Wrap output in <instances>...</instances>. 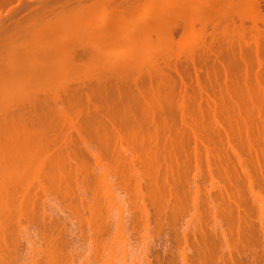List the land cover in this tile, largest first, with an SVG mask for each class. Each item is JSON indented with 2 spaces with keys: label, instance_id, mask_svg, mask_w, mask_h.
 Segmentation results:
<instances>
[{
  "label": "rangeland",
  "instance_id": "rangeland-1",
  "mask_svg": "<svg viewBox=\"0 0 264 264\" xmlns=\"http://www.w3.org/2000/svg\"><path fill=\"white\" fill-rule=\"evenodd\" d=\"M57 1L56 0H33V1L29 0L26 3V4H28L29 7L26 6L25 8L24 7L20 8L19 5L16 3V2H18V0L17 1L16 0H14V1L10 0V1H8V3H6V5H4L6 10H5L4 6L0 7L2 9V12L4 11L3 13L6 14V15H4L5 18H7V17L9 18V20L5 19L4 23H2L0 26V70H1L0 71V77L2 75V77H1L2 79H3V73H5L4 71L5 70L7 71V69L9 70L10 67H13L14 64H16L17 62H18L17 64H19L20 66H21V64H24L19 69L20 72H21V69L23 70V72H22L23 75L24 74L26 75L30 70H32L31 69V66H32L31 62H34V61H32V59H29V58L30 57L33 58L32 57L33 55L30 56V54H29L30 48L28 46H26L25 44H27V43L23 41L29 35V34L26 35V33H28L32 29V27L29 26L28 30L30 29V27H31V29L28 32H26L25 34L23 31L27 30L28 24L30 25V23H32V21L36 20V18H33L35 16V12L33 14V9H35L36 6L38 8V7H40L39 5H44V4L46 5L47 4L48 6L55 8L54 11L57 13L58 11H56V9L59 10V7H61V5H64L66 3L64 0H60L58 2ZM73 1L75 2V3H73V6L76 5V6H74L75 10H77L76 12H78V11L79 12L77 13L76 16H74L75 18H73L74 20L72 19L71 22L72 21H74L75 23L78 22L79 27H91L94 30L98 27V25L103 26V27L105 26L106 29L103 31L105 34H103V32L101 33V35H103V37H104V35L108 36V35H106L107 32L110 35L112 30L115 29L114 27H116V29L120 32V30L122 31L124 28H126L130 25V22H126V21L124 22L123 20L119 21V19L115 15L117 13H113L114 17H113V14L112 15L108 14L110 12V10L112 11L113 8L115 9L118 7L119 9H124L127 5L124 4L126 2L123 0H115L116 2L115 1L111 2L110 5H109L110 2H108L107 0H81L82 2L79 0L80 4H78L79 1L77 2V0H73ZM96 1H99L98 3H100L101 5L104 3L103 6H101L99 4H98L99 6H97V4L94 5L96 3ZM148 1L149 0H144L141 2V0H140L139 2H141V3H138V0H132V2H133L132 4H134V6H136V4L144 5V4H147ZM150 1H152V0H150ZM150 1H149V3H150ZM194 1L195 0L192 1L193 3L190 2L189 5H188V2L186 1V6L184 7V3H183L184 0H155V2H157L156 5H154L155 3L153 4L155 7L153 9L149 8L150 9L149 12H151L152 17L150 16L151 18H150V20H148L149 24H151L150 22H154V21L156 22V23H154V24H156L155 29L152 30V28L150 27L151 29L148 28L149 30L144 29L142 31L143 33H140L141 32L140 28H139L140 30L138 29L140 31V32L138 31V33H140V35L137 33L138 37H140V40H139L140 43L138 42V45H137L138 48L134 47L135 48V50H133L134 59L135 58H136V60L138 58L142 59L141 61H140V59H138L141 63L142 61H144V58H145V60L148 58L151 59V56H152V59L150 60V62L154 61L153 58L155 60L157 59L158 62H160L161 64H162V61H164V60L166 62H168V61L174 62L175 60L180 59L183 62L187 58V56H189L191 54V51L194 47L193 45H195L196 41L198 40L197 39V34H198L197 32L200 33V27H201L200 22L202 20L201 19L202 17L199 18L200 19L199 21L197 19H192V16H191L192 10L195 9V11H196V8H198L200 10V8H202L200 6H206L207 5L206 11H208L210 9L215 11L216 9L217 10L220 9L221 6L224 5L226 2V0H224V1L223 0H199V1L197 0V3L194 4ZM30 2H31V4H30ZM63 2H65V3L63 4ZM237 2H238V0H237ZM248 2L249 1L246 0L244 2V4L242 3V5L244 7H247ZM190 4H192L193 6L191 8H189L188 9L189 12H187L186 7H187V5L190 7ZM47 5H46V7H47ZM69 6H71V5H69ZM15 7L17 9L19 7V9L21 11L18 14H16L15 16L13 15L15 19L14 18L10 19V18H12V16H10L11 11H9V10L11 8L16 9ZM83 7H86V8H83ZM93 7L97 8V9L100 7L99 12L97 9H94ZM145 7L147 8L149 6L144 5V8ZM146 8L144 9V11L146 10ZM151 9H152V11H151ZM245 9L243 12L244 14H245ZM85 10H87V12ZM104 10H106L108 13ZM138 10L141 11L142 9L140 7H138ZM247 10L248 9H246V12H247ZM8 11H9V13H8ZM31 11H32V13L29 16V13ZM139 11H137V12L138 13L143 12V11H141V12H139ZM147 11H148V9H147ZM195 11H193V12H195ZM90 12H91V14H90ZM149 12L148 13L145 12V15H148ZM186 12L189 14L187 15ZM54 15H56V14H54V12H53V14L51 13V14H48L47 16L45 15L46 16L45 18L43 16L44 20L42 19V22H41V20H40V22L45 24V22L54 18L55 17ZM105 15H107V17ZM119 15L120 14H117V16H119ZM142 15L144 16V12L141 14V16ZM137 16H140V14L139 15L137 14ZM250 16H252V14ZM140 17H137V19ZM206 17H205V19H206ZM30 18L33 20L31 21ZM205 19L203 17V20H205ZM10 20H12V21H10ZM29 20H30V22H28ZM38 21L39 20H37V22ZM18 22H21V29H20V27H18V25H16V23H18ZM27 22H28V24H27ZM69 22H68V24H70ZM41 23H40V25H43ZM75 23H73V24L75 26L76 25L78 26V24L77 23L75 24ZM98 23H101V24L103 23L104 25L103 24L101 25ZM246 23H248V22H246ZM250 24H251V22L249 21L248 25H250ZM72 25L62 26L65 28L66 27H69V28L66 30L64 29V33H62L63 30L60 31L61 29L58 30L59 32L57 33V35H59V36L61 35L60 39H63V42H67V45H68V43L70 45L74 44V40L76 39L75 32L73 29L74 25L73 26ZM157 26H159V27L157 28ZM17 27L19 28L20 31L17 29ZM93 27H95V28H93ZM14 28L17 29L16 34H21L20 37L14 33V31H15ZM191 28L193 31L191 30ZM208 28H210V26ZM208 30L210 31L211 28ZM97 31L98 30L96 29V31H94V33L96 32V34H98ZM169 32L171 33L170 36H169ZM59 33H62V34H59ZM101 35L98 38H102ZM54 36L56 37V35L54 34L53 37H52V35H48V36H45L46 38L44 37L43 39H40V40L45 39L44 44H42V42L40 43L36 39V41H38V43L40 44L41 47H46L45 49L46 50L48 49L49 52L53 51V52H51V54L54 55L53 56L54 58L52 60H51V58H48V59L46 58L47 55H49V53L47 55L44 54V55H46V57L43 55V56H39V58H38L40 61L45 60L46 62H48V65L51 67H53V65L54 66L57 65L56 63H58V59L60 57H61L60 60H62L64 58L63 53L59 54V52L58 53L54 52V50L57 49L56 48L57 46L54 49V46H55L54 44L59 41V40L56 41L57 38H54ZM13 37H14V39L17 37L19 40H17V38H16L15 42H12ZM89 37L92 38L91 36H89ZM89 37H88V39H90ZM51 38H52V40H51ZM27 39L30 40L29 37H27ZM58 39H59V37H58ZM66 39H68V41ZM104 39H105V37H104ZM90 40H92V39H90ZM60 41H62V40H60ZM60 41H59V44H60ZM198 42H200V39L197 41V43ZM52 44H53V47L51 48ZM62 44H64V43H62ZM190 45H192V47ZM61 46L62 45L60 44L58 51L60 49H62ZM34 47H39V45L34 46ZM41 47H39L38 49H40ZM128 47L129 46L128 45L126 46L125 44H123L121 46H117V49H113L114 51L111 49L112 50L111 52L113 54L111 53L112 55H110V56H112V57H114V55L115 56H123V55L125 56L127 54V52L130 50ZM105 50L107 51L108 49H105ZM14 51H17V52L14 53ZM55 51H57V50H55ZM106 51H105V53H108V51H110V50H108L107 52ZM10 54H12V55H10ZM17 55H20V57L22 58L21 59L22 61L20 60L19 56L17 57ZM99 56L105 57L106 54H103V55L100 54ZM14 57L16 59L18 58L17 62H15L16 59H14ZM23 57L25 58V60ZM48 57H51V56H48ZM27 59H29V60H27ZM12 60L13 61L15 60L14 64H13ZM36 61H38V60H36ZM50 62H52V63L49 64ZM10 63H12L13 66L8 65ZM28 63L30 64V66H29L30 70L28 68L26 69V67H25V66H27ZM82 63H84V61ZM82 63H81V65H82ZM147 63H148V61H147ZM84 64H85L84 66H80V70L78 68V70L76 72L78 74L75 73L76 69H73V70L71 69L72 72L71 71L70 72L72 73V75L70 72H68L69 73L68 77L71 78V76L75 77L77 75L81 76L83 73H84L83 74L84 76L90 75V73L91 72L93 73L94 70L96 69V67H95L96 65L93 66L92 64L88 63L87 61H85ZM23 67H25L26 70H24ZM91 67H93L94 70ZM62 69L63 68L58 69V71L61 70V73L59 71L60 76H61V74L63 75V72H64V69L63 70ZM97 69H99V68L97 67ZM81 70L83 73L81 72ZM171 72H172V75L177 79L176 73H173V71H171ZM183 73L185 74V72H183ZM239 73L233 74V76H231V78H233V77L236 78L237 74L240 77L241 75H239ZM261 74H263V77H262V75L259 74L260 78L262 77L261 78L262 80L261 79L260 80L264 82V79H263L264 73L262 72ZM19 75L22 77H20ZM23 75L21 73L18 74V78L23 79L24 78ZM259 75L257 74V78H255L257 80V82L259 80L258 79ZM253 76L255 77V75H253ZM74 77H72V78H74ZM188 77H190L189 78L190 81H189V79H186V81L188 83H190V85L191 84L193 85V83H195L193 80L194 76L193 75L192 76L186 75V78H188ZM239 77H237V78L239 79ZM219 78L221 79L220 75H219ZM2 79L0 80V84L5 85V87L6 86L9 87V85H10V86L16 88L18 86V88H16V89L19 90L20 86L17 85V84H19L18 81L16 82L17 86L15 87V80H17L15 77H12V78L7 77V78H5V82ZM222 79H224L223 76H222ZM222 79L220 80V82L222 81ZM232 80H234V78ZM244 80H245V78H244ZM260 80H259V82H261ZM192 81H193V83H192ZM237 81L241 82V80H237ZM253 81H254V79H253ZM23 82L20 84L22 90L25 89L23 84H25V86H26V82H24V83ZM230 82H232V81L230 80ZM230 82H229V84H230ZM235 82L232 84L235 85L236 84ZM242 82H243V79H242ZM242 82L240 83V86L238 85V82H237V85L235 87L232 86V84H231V86L229 85L227 87L226 84H224L225 82L222 81L221 83H223L226 87L225 86L219 87V85L217 86V84H216V86H214L216 92L214 91V89L212 90V88H208V92L205 94L206 96L203 95V92H202V91L206 92V89L199 91L198 87H196L195 85H193L191 88H189L190 87L189 86L188 87L189 88L188 94H190L189 91H191V94H190V96L188 95V102H186V105H188V106L185 105L187 108L182 110V111H185V113H187L188 117L186 119H183V117L181 116L182 112L180 111L181 109L179 108V102L181 100V98H180V89H181L180 84L178 82L176 84H174L173 86H172L173 83L170 84L169 86L166 84L165 88L161 87L160 91H162V92H160V94H163V96H165V98H166L165 104L167 107V108L166 107L165 108L167 109V111L169 110L168 111L169 113L171 112L172 114H168V118H167L168 121L166 119L167 123L170 122L168 125L165 123L166 126H164V122L161 123L162 120L160 121L159 125L162 124L163 128L164 127L167 128V126H169L168 127L169 129L165 128L163 130L162 126H160V129H159L160 131H159L158 135L155 136L154 133H152V132H154L153 130H155V129H153L154 127L150 126L152 124L151 121L146 120L144 118L145 117L144 114H142L139 111V112H137V115L139 114L140 115V116L138 115L139 117H141L143 115L142 116L143 118L142 117L141 118L137 117V118H138V120H140L139 122L141 123V121H142V123L144 125L141 123V126H137V130H135V131L137 132V131L141 130L142 128L146 131H143V129H142L140 131V134H126V137L128 136L127 139L123 140L121 143L116 142V141L115 142L111 141L112 138L110 141H107V143L105 142L106 144H108V142H110L109 144L111 146H109V145L107 146L108 151L106 150V147L103 146V148H105V150L109 154L108 156L107 155H105V156H107V157L110 156L109 159L106 158L105 156L102 157V161H103L102 165L103 166L102 165L97 166L94 159L91 156H88L87 154H85V156L86 155L88 156V160L86 159V162L88 161L87 165H88V167L91 166L90 168L86 167V168H88V170L86 168H85L86 171L84 170L86 172L85 174L89 173L88 176H86L88 178L83 177V176H85V174L83 175V172L74 171L75 169H73L72 171H74V173L76 172L78 175L73 174V173H69L72 176L69 174H68V176L70 177L69 178L70 182L74 183V185L76 184L75 181L78 180V182H77L78 184L75 185V186H77L76 187L77 192H76V190L75 191L73 190V189H75V186H72L73 184L70 185V187L73 188L72 191H70L71 194L73 191H74V193L76 192L75 194L73 193L72 196L74 195L73 196L74 198H75V195L78 196L77 197L78 199H76V200L80 201L79 199H80L81 195L79 194L80 191L78 192V187H81V185L79 183H81V184L83 183L82 187L84 185L86 186L84 192H85V194L87 193L86 195H84L86 197L85 203L89 204V203L93 202L94 204L93 203L92 204L94 206V209L96 208L95 210L93 209V211L97 212L100 210L98 216L95 215V214H97L96 212H93V218H94V215L96 218L98 217V219H99V215H100V217L103 216L102 218H100L101 222L97 221L98 219L96 220L94 218L98 223H101L100 224L101 226L103 225L101 227V229H103V230H100V231H102V232H100L101 235H98L99 233H97L98 240H96L97 239L96 235L93 238V242H94V240H96L95 245H93V243H90L92 240L90 239L91 230L89 229V227L87 225L88 223H86L85 221H79L80 218H82V217L89 218L91 216L90 213H88L89 210L87 212L88 214L86 213V210H85L84 211L85 215L83 213L82 217L77 216V214H75L74 210L76 208L81 209V206L79 204L80 202L75 201L72 196H71V198H72V201H71V199L69 198V195H71V194L66 196L67 200L65 199L64 194L62 195L64 197H61L60 194H62V192H61L62 190L58 189V187H56L58 185H55V183H53V182H56L55 181L56 178H58V180H60V182L66 181V179L65 180L59 179V175L57 176L58 167H54L55 164H53V163H52L53 166L51 165V162H53V160H55L54 163H56V159H58L61 156V155H59L61 153L59 152V150L56 151L54 149V151H53L52 146H49L51 150L46 149V148H48L47 142H49V138L51 139L53 137L54 140H56V142L58 140V142H57L58 144H61L59 142L61 140L57 139V137H60L61 135H64V134L65 135L66 134L72 135L73 134L72 136L76 137L75 128H70L67 124H60L59 123L57 125V128H55V130H54L55 132H53V130H51V132H48L44 136L40 137L39 135H33L32 129L30 127L29 128L31 129V132H30L31 134H29L30 129L23 130L24 128L21 127V126H23V124L20 125V123L19 124L10 123V120H11L10 115H12V112H10L8 110L7 111L4 110V112L6 111L7 114H2V115L0 112V122H1L0 123V131H1L0 132V148H1L0 149V155H1L0 156V184L2 185V186H0V192H1L0 193V215H1L0 216V222L4 219L3 218L4 214H5V216L8 215V212H9L8 209L9 208L11 209L10 211H13L10 213H12V214L14 213V215L11 214L13 220L10 223H12V224L10 226L7 225L3 229L2 232L0 231L1 232L0 242L2 243V244L0 243V245H2V246L6 245L5 247L0 246V253H1L0 254V258H1L0 264H11V263L12 264H48V263L49 264H111V263L112 264H239V263L240 264H264V221H263L264 216L263 217L261 216V213H262L261 212V205L264 204V203H262L264 201V179H263L264 178V174H263L264 173V167H263L264 166V153H263L264 152V145H263L264 144V141H263L264 140V95H263L264 84L261 82L263 86L261 85L258 87L254 85L255 86L254 90H253V87L251 89V91L254 92V93H252L251 91L247 90V88L244 87L243 84L245 81L243 83ZM257 82L255 83L256 85L259 83V82L258 83ZM36 83L38 84L39 81H37ZM44 85L45 84H43V86ZM39 86H42V83H39ZM162 86H165V83ZM1 87H2V85H0V88ZM5 87L3 86L2 89H0V91H2L4 93L6 89H3V88H5ZM12 87H9L7 89L11 90V91H15V89ZM218 87L222 88V89H219ZM10 88H12L13 90ZM166 88H168V89H166ZM226 88L228 90H226ZM224 89L226 90V93H225ZM235 89H237V90H235ZM167 90L170 91L169 94L167 93L168 92ZM17 91H15V92L17 93ZM192 91H193V93H192ZM196 91L197 92L199 91V93H196ZM229 92H230V94H229ZM3 93L0 92V94L2 95V96L1 95L0 96L3 97V95H4L6 98L4 97V99H3L0 97V101H1L0 106H2L1 108H3V105L5 104L3 102L7 101V103H8V101H10V103H8L10 105L13 101L16 100V99L12 100L14 97L12 98L10 96V98H9L8 94H5V93L3 94ZM166 93L170 96H168ZM207 94L208 95L210 94L211 96L209 95L210 99L208 98L206 100V98H204L203 96L207 97ZM221 94H223V95H221ZM250 95H252V96H250ZM153 96H156V95L153 94ZM7 97L9 100L7 99ZM168 97L169 98L171 97V98L169 99ZM211 97H213V98H211ZM2 99H3V101H2ZM208 100H210L211 102H209ZM206 101H208L209 103ZM253 102H254V104H253ZM1 103L3 105H1ZM4 106H6V104ZM0 111H3V110L0 109ZM4 115L6 117L5 119H7V121L9 122L7 124L8 125L10 124L9 125L10 127L8 125L6 126V124L3 122L4 120L2 121V118H4ZM170 115H172V116H170ZM239 115L241 116V118H239L240 117ZM8 118L10 120H8ZM143 119L145 121H143ZM242 119H244V120H242ZM145 122L147 124L149 123V125H147ZM237 123H239V124H237ZM251 124L255 127V129ZM172 125H173V127H172ZM147 127H149L150 129H153L152 132ZM190 127H191V129H190ZM224 127H226V128H224ZM21 128H23V129H21ZM170 128H172V129H170ZM215 128H217V129H215ZM238 128H239V130H238ZM70 129H71V131H70ZM124 130H126V131L128 130L127 131L128 133L133 132L130 127H126ZM161 130H163V131L161 132ZM165 130H166V132H165ZM257 130H258V132H257ZM12 131H13V133H10ZM147 131H148V133H147ZM191 131L192 132L194 131V132L192 133ZM259 131H263V132L260 133ZM240 132L241 133L243 132V134L246 135V137L244 135H242ZM137 133H139V132H137ZM144 133H146V134H144ZM201 133L203 136L201 135ZM92 134H93V132L90 133V135H92ZM240 134H241V136H240ZM253 134H254V137H253ZM129 135H131V136H129ZM198 135H199V137H197ZM238 136H239V138H238ZM155 137H157V139H155ZM209 138H211V139H209ZM246 138H248V139H246ZM2 139H4V140H2ZM108 139H109V137H108ZM145 140H146V142H145ZM204 140H206L207 142ZM149 141L151 142V144H149L150 143ZM168 141H170V142L168 143ZM96 142L98 143V141L95 140V143L93 145H95V147H97V148H99L98 146H100V148H101V144L98 145ZM172 142H174V143H172ZM202 142H204V143L202 144ZM105 143H104V139H103V145ZM42 145H43V148H41ZM3 146H5V147H3ZM171 147H173V149ZM42 150H45L43 154H42ZM101 150L103 151V149H101ZM208 150H209V152H208ZM50 151H52L53 157L56 156V155H54L56 153L58 154L59 157L58 158L52 157V161H51V158H50L51 156L49 155ZM104 153H105V151H104ZM104 153L102 152V155ZM223 153H225V156ZM105 154H107V153H105ZM150 154H152V155H150ZM42 155L44 156V158ZM118 155H120V158H118L119 157ZM121 155H122V157H121ZM47 156L49 158H47ZM135 157H136V159L133 160V158H135ZM41 158H42V160L45 161V163H44V161L41 160ZM153 158H156L154 161L155 165H153L154 164ZM223 159H225V160H223ZM39 160H40V162H39ZM118 160H120V161H118ZM167 160H168V162H167ZM125 161H126V163H125ZM132 161H134V162H132ZM241 161H242V164H241ZM30 162L33 164H31ZM89 162H90V164H89ZM152 162H153V164H152ZM207 162H208V164L210 163L209 168H207L208 167ZM252 162H253V164H252ZM48 163L51 166V167L49 166V168H48V165H49ZM167 163L169 164V166ZM23 164L25 165V167H23L24 166ZM40 164H41V166H40ZM43 164L44 165L46 164L44 171H43V169H44ZM170 165H171V168H170ZM64 167H65V164H64ZM251 167H252V169H251ZM253 167H255L256 169H254ZM4 168L5 169L7 168L6 169V175L4 173L5 172ZM65 168H67V166ZM93 168H94V170H93ZM243 168L246 171H248L249 176L248 175L246 176L245 170ZM41 169H42V171H40ZM210 169H211V171H210ZM128 170L130 173L128 172ZM153 170H154V172H153ZM1 171L2 172L4 171V172L2 173ZM12 171H14V172H12ZM28 171H30L32 173H30V172L28 173ZM87 171H89V172H87ZM47 172H50V173H47ZM251 172H252V175H251ZM53 173L57 177H54L52 179L53 176L51 175L52 176L51 177L49 174H53ZM48 175L51 177L50 181H49L50 178L48 179V177H49ZM74 175L76 177H74V179L72 180ZM79 175H80V177H79ZM211 175H213L214 179ZM77 176L81 180H79L77 178ZM106 176H107V178H106ZM121 176H123V178ZM83 178H85V179H83ZM47 179H48V181H47ZM67 180H68V178H67ZM182 181H183V183H182ZM70 182H69V184H70ZM222 182H223V184H222ZM49 183L50 184L52 183V185H50ZM57 183H58V181H57ZM251 183H252V186L250 185ZM5 184H6V186H5ZM48 184L52 187L53 190L50 189L51 187ZM17 185H19V187ZM39 185H40V187H39ZM225 185H227L228 187ZM44 186H47V188L50 187L48 189L45 187L48 191L50 189V191L47 192L45 189L44 192H46V193H44L43 192ZM87 186H89V187H87ZM139 187L141 188V190ZM229 187H231V188H229ZM56 188H57V190H55ZM87 188H88V190H87ZM92 188H93V190H92ZM12 189H14V190H12ZM23 189L24 190L25 189L30 190V191H28L29 197L26 194H25L26 196H24L25 191ZM195 189H196V192H195ZM228 189L230 190L229 194L230 193L233 194V195L229 196L230 197L229 199L233 200L234 203L237 202L236 205H238V206H236V205L234 206V203H232L233 201L228 199V192H227ZM17 190H18V193H16ZM10 191H12V192H10ZM161 191H163V192H161ZM8 192H10V193H8ZM234 192H237V195ZM22 194L24 196V199H26V197H28L29 199L28 198H27V200L22 199L21 198V197H23ZM31 194L34 195L35 198H37V199H35V198L33 199V197L31 198L30 197V196H32ZM152 194L155 195V197ZM255 194H258V195L256 196ZM9 195L12 197H10ZM13 196H14V198H13ZM232 196H235V198ZM5 197H6V200H5ZM89 197H92V199L91 198L89 199ZM63 198L65 200H63ZM260 198L263 199V201L261 202L262 204L258 201V199L260 200ZM30 199L31 200L32 199L37 200V202L32 201V202H34V205H33L34 209L33 208L32 209L35 211H33V214L30 215L31 218L29 216L30 219H28L27 216L32 212L28 211L30 213L27 215L25 214V213H28L25 211V209L28 208L26 206L25 201H27V204L31 203L29 201ZM68 199H69V201H71L70 202L72 204L71 209L73 210V212H71L72 210L70 211V208L66 210V208L68 207L66 205L69 203ZM87 199H88V201H87ZM160 199H162V200H160ZM12 200H14L15 202ZM94 200H96V205H97V207L100 208L99 210L95 206ZM224 201L225 202L227 201L226 202L227 206H226V203ZM24 202H25V204H24ZM97 202H98V204H97ZM240 202H242V203H240ZM19 203H20V206L23 207L22 210H24L25 216H22V217H24V220L22 219V217H21L22 220L19 219L20 215L18 216L19 213H17V211H19V209H21V207L19 209L15 207V206L18 207ZM36 203H37V205H36ZM65 203H67V204H65ZM76 203L79 204V205L77 204L78 207H77ZM10 204H12V205H10ZM71 204H70V206H71ZM229 204L231 207L228 206ZM7 205H8V207H7ZM9 206H12V207H9ZM242 206H244V207H242ZM246 206H248V207H246ZM73 207H75V209ZM16 209H17V211H16ZM14 210L16 212H14ZM48 210H49V213H48ZM101 210H104V212ZM1 212L3 215L1 214ZM5 212H7V213H5ZM63 212H65V213H63ZM68 214H70V215H68ZM86 214H87V216H86ZM230 214H232V215H230ZM88 215H89V217H88ZM245 219L247 222H245ZM16 220H17V223H15ZM81 220H83V219H81ZM6 221L8 222V220H6ZM89 221H94V220H89ZM228 221H230V222H228ZM94 222H92V223H94ZM97 222H95V223L97 224ZM60 224H62V225H60ZM5 225H6V223H5ZM51 225H53L52 226L53 229L51 228ZM100 225H93V226H98L100 229ZM82 226H83V230L81 232L80 229H82ZM98 227H96V228L98 229ZM8 228H9V230H8ZM93 229H95V228L93 227ZM99 229H98V232H99ZM232 230L234 231V233ZM41 231H42V233H41ZM42 234H44L45 236L47 235V237L52 236V238H53V236H54L55 239L56 238L59 239V245H58V243H56V245L55 244L51 245L50 243L52 241H50L49 242L50 247H49V244L47 243L49 241V238H48V241L46 240L47 238L45 239V241H47V242H45L47 244H45L44 239H43V238H45V236L42 238V236H43ZM71 235H73V236H71ZM207 235H208V239L210 242L207 239ZM10 236H12V237H10ZM37 237H38V239H37ZM81 237H83V238H81ZM201 237H203V239ZM204 237H206V238H204ZM6 239H7L8 243L6 242ZM57 239H56V241L58 242ZM2 240H3V242H2ZM50 240H51V237H50ZM44 244H45V246H44ZM47 245L50 249H52V246L55 245V247H53V248L54 249L58 248L57 250L59 251V252H57V256H55L56 254H54V253H53L54 255L52 254L53 255L52 261L49 258V255H51L50 252H48V253L46 252V251H50L49 248H47L49 250H47L45 248ZM57 245H58V247H56ZM210 245H211V247H210ZM212 250H214L215 252L214 251L212 252ZM56 251H55V253H56ZM230 252H231V254H230ZM53 257H55L54 260H53ZM10 258H12V259H10ZM185 260H186V263H185Z\"/></svg>",
  "mask_w": 264,
  "mask_h": 264
},
{
  "label": "bare ground",
  "instance_id": "bare-ground-1",
  "mask_svg": "<svg viewBox=\"0 0 264 264\" xmlns=\"http://www.w3.org/2000/svg\"><path fill=\"white\" fill-rule=\"evenodd\" d=\"M8 1L10 0H0V7L6 5V3H8ZM14 1V0H13ZM17 1V0H16ZM27 1L29 0H18V2H16L19 7H29L27 3ZM33 1V0H32ZM57 1V0H56ZM60 1V0H58ZM57 1V2H58ZM65 2H63L64 5H61V7H59V10L56 9V11H58L57 13L54 11L55 8H52L50 6H48L47 4V7L46 5H39L40 7L33 9V14L35 12V16L33 18H36L35 21H32L33 19H31L32 23H30V25L28 24V22H30V20L27 22V30L26 31H23L24 34L26 32H28L31 27L32 29L26 33V35H28L27 37L30 38L27 39V37L25 38V40H23L24 42H26L27 44H25L26 46H28L30 48L29 50V54L30 56H32L33 58H30L29 59H32V61L34 62H31L32 63V66H31V69L30 70V64L28 63L26 67V69L28 68L30 71V73L28 72L26 75L24 74L23 75V70L21 69V72L19 71L20 67H22V65L24 64H21V66L19 64H17V59L14 57V59H16L15 62H17L16 64H14V61H13V64L14 66L12 65V63L8 64V65H12L13 67H10V69L7 71L5 70L3 73V79L0 77V80L2 79L4 82H5V78L7 77H15L17 80H15V87L17 85H19V90L16 89L18 88V86L16 88L12 87L9 85V87H12L15 89V91H17V93L15 91H11V90H8L7 88L9 87H5V85L3 84H0L2 85V87L4 86L5 88L3 89H6L5 90V94H8L9 98L10 96L13 98L12 100L16 99L15 101H13L10 105L8 103H10V101H7L6 102H3L6 104V106H4L2 103L1 105H3V108H1L2 106H0V109L3 110V111H0L1 112V115L2 114H7V110L12 112V115H10V118L11 120L8 118V120H10V123H15V124H19L23 126V130H27V129H32V133L33 135H39L40 137L41 136H44L45 134H47L48 132H51V130H53V132H55V128H57V125L60 123V124H67L70 128H75V132H76V137H73L72 135H68V134H64V135H61L60 137H57V139H60L61 141H59L61 144H58V140L56 142V140H54V138L52 137L51 139L49 138V142L48 143V148L46 149H50L49 146H52L53 147V151L54 149L56 151L59 150V152L61 154L60 157L58 156V154H54L56 156L54 157H59L58 159H56V163L55 160L52 161V151L49 152V155L51 156V165L52 163L55 164L54 167H58V173H57V176L59 175V179L61 180H65L64 182H60V180H58V178H56V182H53L55 183V185H58L56 187H58V189L62 190V194L61 197H64L65 196V199H66V196H68L69 194H71L70 191H72L73 188L70 187V185L72 186H75L76 184H78V180H76V184L74 185V183H71L70 180H69V176L68 174L69 173H73V174H77L76 172L74 173V171H77V172H83V175L86 173V169L88 170V168H90L91 166L88 167L87 165V162H86V159L88 160V156H91L95 163L97 164V166L99 165H102V157L105 156V155H109L108 154V145L111 146L107 141H110L111 138L112 140L111 141H116V142H122L123 140H126L127 137H126V134H140V131L143 129H140L139 133H137L135 130H137V126H141V123L139 122L140 120H138L137 117H139L137 115V112H141L142 114H144V118L146 120H149L151 121V127H154L153 129H150V131L152 132V130L154 132V135L157 136L158 133H159V129H160V126H162L163 128V125H159L160 124V121L162 120L161 123L164 122V126L165 123L168 125L170 122H166V119L168 118V114H172L171 112L169 113L167 111V107H166V104H165V96H163V94H160V91L161 90V87H166V84L169 86L170 84H172V86L174 84H176L177 82L180 84V102H179V108L181 109L180 111L182 112L181 116L183 117V119H186L188 116H187V113H185V111H182L183 109L187 108L186 106V102H188V95L190 96L191 94V91L190 94H188V89L191 88L193 85H195L196 87H198L199 91H202L203 89L205 90L206 89V92L205 91H202L203 92V95H205L207 92H208V88H212V90L214 89L215 91V88L214 86H217L219 85V87L221 86H225L224 84H226V86L228 87L229 85L231 86L232 83H234L235 81V85L232 84V86H236L237 85V82H238V85L240 86V83L242 82V79H243V82H244V87L247 88V90L251 91L252 87H253V90H254V87L255 86H261L262 83L264 84L263 81H261L262 77H263V74H261L262 72L264 73V0H248V5L247 7H244L242 5V3L244 4V2L246 0H226L225 4L221 6L220 9H216L215 11L210 9L208 11H206V6H200L202 8H200V10L198 8H196V11L195 9L192 10V19H197L198 21L200 20L199 18L202 17L201 19V27H200V33L197 32V39L199 40L200 39V42L195 43V45H193V49L191 51V54L189 56H187V58L182 62L180 59L178 60H175L174 62H166L165 60L162 61V64L160 62H158V60L154 59V61H151L150 60L152 59V56H151V59H146L144 58V61H142L140 63V61L142 59H140V61L136 58L134 59V52L133 50H135V48L137 47L138 48V42L140 43V37H138V34L140 35V33H143L142 31L144 29H155V25L154 23H156L155 21L154 22H150L151 24H149L148 20H150V18L152 17L151 16V12H149V8H154L156 5L157 2H155V0L153 1H148L147 4H144L145 6H149V7H145L146 10L144 11V5H139V4H136V6H134V4H132V0H123L125 1L127 6L124 8V9H119L118 7L117 8H113L112 11L110 10V12L108 13L109 15H112L113 13H117V14H120L119 16L116 15V17L120 20H123L124 22H130V25L126 28H124L122 31L120 30V32L116 29V27H114L115 29L112 30L111 34L109 35V33L107 32L106 35L108 36H105V39L103 37V35H101V33L106 29L105 26H99L96 28L98 31V34H96V32L94 33V31H96V29H92L91 27H79V24L78 22H76L78 24V26L74 25L73 23H75L74 21L71 22V20L73 18H75L74 16L77 15V13L79 12H76L77 10H75L74 5L73 6V3H75L73 0H64ZM79 0H77L78 2ZM81 1V0H80ZM80 1L78 2V4H80ZM109 3V5L111 4V2H114L115 0H107ZM140 0H138V3H141L142 1L144 0H141V2H139ZM186 1L188 2V5L189 3H193L192 1L193 0H184V7L186 6ZM199 1V0H198ZM224 1V0H223ZM236 1V2H235ZM82 2V1H81ZM99 1H96V3L94 5L97 4V6L101 5L100 3H98ZM116 2V1H115ZM118 2V1H117ZM155 3V4H154ZM197 3V0L194 1V4ZM224 3V2H223ZM31 4V2H30ZM59 4V3H58ZM61 4V3H60ZM77 4V3H76ZM99 4V5H98ZM104 4V3H103ZM103 4L101 6H103ZM154 4V5H153ZM17 5V6H18ZM57 5V4H56ZM71 5V6H69ZM117 5V4H116ZM139 5V6H138ZM164 5V4H163ZM187 5V12H189V8H191L193 5L190 4V7ZM16 6V7H17ZM44 8H43V7ZM140 7L144 12V16L141 14L143 13H138L137 11L138 10V7ZM8 7V6H7ZM15 7V8H16ZM16 8V9H13V8H9L11 11L10 13V16H12V18L10 19H13L14 16L16 14H18L21 10ZM72 7V8H71ZM143 7V8H142ZM169 7V6H168ZM236 7V8H235ZM5 8V6H4ZM83 8H86V7H83ZM94 8V7H93ZM100 8V7H99ZM99 8H94V9H97L98 12H99ZM247 12H246V9ZM1 9V8H0ZM90 9V8H89ZM106 9V8H105ZM117 9V10H116ZM119 9V10H118ZM148 9V11H147ZM151 9V11H152ZM244 9H245V14L243 13L244 12ZM6 10V8H5ZM103 10V9H102ZM185 10V9H184ZM8 11V13H9ZM87 12V10H85ZM139 11V12H141ZM195 11V12H193ZM4 12V11H3ZM2 12V9L0 10V26L2 23H4L5 19H8L9 18H5L4 14ZM56 14L54 15L55 17L50 19L49 21L45 22V24L41 23L42 22V19L44 20V18L48 15V14ZM84 12V11H83ZM82 12V13H83ZM85 12V13H86ZM145 12H149L148 15H145ZM186 14L188 15L189 13ZM28 13V12H27ZM32 11L29 13V16L31 15ZM106 13V14H107ZM140 16H137V14ZM250 13V14H249ZM91 14V12H90ZM252 14V16H250ZM14 15V16H13ZM46 15V16H45ZM9 16V17H10ZM44 16V18H43ZM107 17V15H105ZM151 16V17H150ZM207 16V17H206ZM113 17H114V14H113ZM137 17H140L137 19ZM197 17V18H196ZM203 17L205 20H203ZM83 18V17H82ZM86 18V17H85ZM15 19V18H14ZM37 20H39L37 22ZM41 20V22H40ZM74 20V19H73ZM12 21V20H10ZM70 21V22H69ZM80 21V20H79ZM195 21V20H194ZM249 21L251 22L250 25H248ZM43 24V25H40V23ZM67 22V23H66ZM68 22L70 24H68ZM248 22V23H246ZM7 23V22H6ZM65 23V24H64ZM75 26H73L72 24ZM75 23V24H76ZM153 23V24H152ZM98 24H101V23H98ZM103 24V23H102ZM101 24V25H102ZM16 25H18V27H20L21 29V22H18L16 23ZM20 25V26H19ZM68 26V25H72L73 26V29H74V32H75V37H76V41L74 40V44L70 45L68 43L67 45V42H63V39H60V36L57 35V33L59 32L58 30L62 31V33H64V29H68L69 27H62V26ZM104 25V24H103ZM30 27V29L28 30V28ZM210 26L211 30L209 31L208 28ZM7 27V26H6ZM9 27V26H8ZM17 27V29L19 30V28ZM71 27V26H70ZM96 27V26H95ZM93 27V28H95ZM151 27V28H150ZM159 26H157L158 28ZM63 28V29H62ZM141 29V32L139 31ZM149 28V29H148ZM17 29L14 28V33L16 34L17 33ZM139 29V30H138ZM192 30V28H191ZM20 31V30H19ZM18 31V32H19ZM138 31L140 33H138ZM146 31V30H145ZM193 31V30H192ZM100 32V33H99ZM22 33V32H21ZM62 33H59V34H62ZM73 33V32H72ZM94 33V34H93ZM138 33V34H137ZM151 33V32H150ZM56 35V37L54 36V38H57L56 41H60V44L62 45L61 48L59 51V47H60V44H59V41L58 42H54L53 44L55 45L54 46V49L55 47L57 49V51H55L54 49V52H59V54L63 53V59L60 60V58L58 59V63H56L57 65H53V67L49 66L48 65V62H45L42 60L40 61L38 58L39 56H43L44 54H48L47 57L46 55H44L47 59L48 58H51V60L54 58L53 54H51V52L48 51V49L46 50L45 48L46 47H41L40 44L38 43V41L42 44H44V40H40V39H43L45 36H48V35ZM103 34H105L103 32ZM18 35L19 37L21 36V34H16ZM15 35V36H16ZM99 35V36H98ZM100 35L102 36V38H98L100 37ZM171 35V33L169 32V36ZM17 36V37H18ZM25 36V35H24ZM59 39H58V37ZM89 36H91L92 38H90ZM16 37V38H17ZM50 37V36H49ZM88 37L90 39H88ZM172 37V36H171ZM15 38V39H16ZM46 38V37H45ZM66 38V37H65ZM68 38V37H67ZM74 38V37H73ZM94 38V39H93ZM139 38V39H138ZM148 38V37H147ZM150 38V37H149ZM15 39L13 37V41L12 42H15ZM24 39V38H23ZM36 39L38 41H36ZM17 40H19L17 38ZM27 40V41H26ZM52 40V38H51ZM54 40V39H53ZM68 41V39H66ZM65 40V41H66ZM30 41V42H29ZM37 42V43H36ZM64 44H62V43ZM46 43V42H45ZM13 44V43H12ZM34 44V45H33ZM53 44L51 46V48L53 47ZM58 44V45H57ZM125 44L126 46L128 45L129 47V51L127 52V54L124 56H115L112 57L110 55H112L113 53L111 52L113 49H117V46H121ZM20 45V44H19ZM39 45V47H41L40 49H38L39 47H34V46H37ZM14 46V45H13ZM17 46V45H16ZM45 46V45H44ZM192 47V45H190ZM22 47V46H21ZM27 47V48H28ZM116 47V48H115ZM135 47V48H134ZM190 47V48H191ZM108 49L110 51H108V53H105V51L103 49ZM112 49V50H111ZM103 50V51H102ZM18 51V50H17ZM17 51H14L17 52ZM61 51V52H60ZM102 51V52H101ZM106 51V52H107ZM114 51V50H113ZM10 52V51H9ZM112 53V54H111ZM51 54V55H50ZM100 54H106V56L102 57V56H99ZM12 55V54H10ZM16 55V54H15ZM28 55V54H27ZM20 57V55H17V57ZM48 56H51V57H48ZM62 56V55H61ZM35 57V58H34ZM44 57V58H45ZM24 58V57H23ZM43 58V57H42ZM156 58V57H155ZM22 58L20 57V60ZM27 59V60H29ZM19 60V61H20ZM25 60V58H24ZM38 60V61H36ZM22 61V60H21ZM40 61V62H39ZM48 61V60H47ZM55 61V60H54ZM84 61H87L88 63L92 64L93 66L96 65V69L97 67L99 69H95L93 67V70L94 72L90 75H83V73L81 76L80 75H77V76H71L72 75V70L73 69H76L75 70V73L77 72L78 68L80 70V66H84L85 64L82 63ZM148 61V63H147ZM28 62V61H27ZM26 62V63H27ZM164 62V63H163ZM7 63V62H6ZM20 63V62H19ZM22 63V62H21ZM52 62H50L49 64H51ZM82 63V65H81ZM150 63V64H149ZM91 66V65H90ZM8 67V66H7ZM25 67H23L24 70ZM64 69V72H63V75L61 74V76L59 75V71L61 73V70L58 71V69H61V68ZM5 68V67H4ZM90 68V69H91ZM62 69V70H63ZM72 69V70H71ZM82 69V68H81ZM183 71H182V70ZM1 71V70H0ZM71 71V72H70ZM173 73H176V77L177 79L172 75V72ZM241 71V72H240ZM255 71V72H254ZM25 72V71H24ZM71 73V78L68 77L69 73ZM185 72V74L183 73ZM240 72V73H239ZM243 72V73H242ZM22 74L23 75V79L22 78H18V74ZM26 73V72H25ZM74 73V74H75ZM236 73H239V75H241L240 77L238 76L237 74V77H239V79L236 77H233L234 80H232L233 78H231V76H233V74H236ZM2 74V73H1ZM78 74V73H76ZM223 74V75H222ZM255 75V77L253 75ZM257 74L259 75H262V77L260 78V75L258 76V79L262 82H257V80L255 78H257ZM175 75V74H174ZM185 75V76H184ZM186 75L187 76H194V82L192 81L193 85L190 83H188L186 81V79H189L190 77L186 78ZM219 75L221 76V79H222V76L224 77V79H222V81H224L225 83H221L220 82V78H219ZM244 75V76H243ZM20 76V75H19ZM235 76V75H234ZM243 76V77H242ZM22 77V76H20ZM62 77V78H61ZM74 77V78H72ZM242 77V78H241ZM231 78V79H230ZM245 78V80H244ZM192 79V78H191ZM219 79V80H218ZM236 79V80H235ZM254 79V81H253ZM264 79V78H263ZM230 80L232 82H230ZM237 80H241V82L237 81ZM2 81V82H3ZM18 81L19 84H17L16 82ZM26 82V86L25 84L24 85V88L22 90L21 88V83L22 82ZM39 81V83H42V86H39V83L37 84L36 82ZM190 81V79H189ZM23 82V83H24ZM230 82V84H229ZM242 82V83H243ZM258 83L257 85L255 83ZM165 83V86H162L163 84ZM17 84V85H16ZM43 84H45L43 86ZM189 84V85H188ZM221 84V85H220ZM255 85V86H254ZM167 86V87H168ZM190 86V87H189ZM225 86V87H226ZM263 86V85H262ZM2 87L0 89H2ZM189 87V88H188ZM218 87V88H219ZM10 88V89H12ZM237 88V87H236ZM262 88V87H261ZM168 89V88H166ZM170 89V88H169ZM173 89V88H172ZM219 89H222V88H219ZM232 89V88H231ZM234 89V88H233ZM263 89V88H262ZM261 89V90H262ZM8 90V91H7ZM13 90V89H12ZM164 90V89H163ZM225 90V89H224ZM226 90H228L226 88ZM226 90H225V93H226ZM230 90V89H229ZM237 90V89H235ZM246 90V91H247ZM258 90V89H257ZM168 91V90H167ZM199 91L196 93H199ZM211 91V90H210ZM209 91V92H210ZM234 91V90H233ZM259 91V90H258ZM1 93H3L2 91H0ZM201 92V93H202ZM216 92V91H215ZM235 92V91H234ZM245 92V91H244ZM252 92V91H251ZM263 92V91H262ZM3 93V94H4ZM168 94L170 93V91L167 92ZM166 93V94H167ZM193 93V91H192ZM200 93V94H201ZM221 93V92H220ZM223 93V92H222ZM246 93V92H245ZM254 93V92H252ZM257 93V92H256ZM255 93V94H256ZM153 94H155L156 96H153ZM167 94V95H168ZM230 94V92H229ZM1 95V94H0ZM158 95V96H157ZM210 95V94H209ZM209 95L207 94V97L203 96L204 98H206V100L209 98ZM223 95V94H221ZM257 95V94H256ZM264 95V93H263ZM2 96V95H1ZM0 96V97H1ZM170 96V95H168ZM202 96V95H201ZM211 96V95H210ZM214 96V95H213ZM252 96V95H250ZM260 96V95H259ZM262 96V95H261ZM4 95L3 98L4 99ZM7 97V99H8ZM18 99H17V98ZM6 98V97H5ZM169 98V97H168ZM171 98V97H170ZM169 98V99H170ZM213 98V97H211ZM2 99V101H3ZM156 99V100H155ZM168 99V100H169ZM186 99V100H185ZM210 99V98H209ZM254 99V98H253ZM9 100V99H8ZM185 100V101H184ZM216 100V99H215ZM249 100V99H248ZM252 100V99H251ZM209 102H211L210 100H208ZM206 101V102H208ZM253 101V100H252ZM1 102V101H0ZM169 102V101H168ZM208 102V103H209ZM261 103V102H260ZM254 104V102H253ZM186 105V106H185ZM258 105V104H257ZM262 105V104H261ZM260 105V106H261ZM170 106V105H169ZM166 107V108H165ZM178 107V106H177ZM178 108V109H179ZM253 109V108H252ZM4 110H6L4 112ZM187 110V109H186ZM259 110V109H258ZM171 111V110H170ZM4 112V113H3ZM187 112V111H186ZM252 113V112H251ZM141 114V115H142ZM137 115V116H136ZM256 115V114H255ZM143 116V115H142ZM141 116V117H142ZM172 116V115H170ZM240 116V115H239ZM248 116V115H247ZM139 117V118H141ZM246 117V116H245ZM5 115H4V118H2V121L6 124V126L8 125L7 123H9L7 121V119H5ZM143 118V117H142ZM173 118V117H172ZM212 118V117H211ZM241 118V116L239 117ZM249 118V117H248ZM253 118V117H252ZM260 118V117H259ZM244 120V119H242ZM259 120V119H258ZM6 121V122H5ZM143 121H145L143 119ZM168 121V119H167ZM173 121V120H172ZM216 121V120H215ZM240 121V120H239ZM147 122V121H146ZM145 122V123H146ZM174 122V121H173ZM245 122V121H244ZM261 122V121H260ZM1 123V122H0ZM172 123V122H171ZM176 123V122H175ZM189 123V122H188ZM241 123V122H240ZM143 124V123H142ZM147 124V123H146ZM174 124V123H173ZM212 124V123H211ZM239 124V123H237ZM243 124V123H242ZM10 125V124H9ZM8 125V126H9ZM19 125V126H20ZM66 125V126H67ZM144 125V124H143ZM149 125V123L147 124ZM154 125V126H153ZM202 125V124H201ZM213 125V124H212ZM252 125V124H251ZM259 125V124H258ZM136 126V127H135ZM245 126V125H244ZM250 126V125H249ZM253 126V125H252ZM10 127V126H9ZM30 127V128H29ZM65 127V126H64ZM126 127H130L132 129L133 132L131 133H128L126 130H124ZM169 126L164 127L163 130L166 128V129H169L168 128ZM173 127V125H172ZM175 127V126H174ZM213 127V126H212ZM254 127V126H253ZM3 128V127H2ZM138 128V129H139ZM145 128V127H144ZM188 128V127H187ZM226 128V127H224ZM251 128V127H250ZM31 129L29 130V134H31ZM66 129V128H65ZM129 129V128H128ZM146 129V128H145ZM148 129V130H149ZM172 129V128H170ZM191 129V127H190ZM214 129V128H213ZM217 129V128H215ZM255 129V127H254ZM258 129V128H257ZM263 129V128H262ZM6 130V129H5ZM14 130V129H13ZM19 130V129H18ZM67 130V129H66ZM161 130V132L163 131ZM175 130V129H174ZM239 130V128H238ZM237 130V131H238ZM252 130V129H251ZM71 131V129H70ZM69 131V132H70ZM130 131V130H129ZM143 131H146L143 129ZM1 132V131H0ZM24 132V131H23ZM52 132V133H53ZM67 132V131H66ZM93 132L92 135H90V133ZM166 132V130H165ZM192 132V131H191ZM194 132V131H193ZM192 132V133H193ZM216 132V131H215ZM219 132V131H218ZM239 132V131H238ZM244 132V131H243ZM243 132L241 133L242 135ZM258 132V130H257ZM260 133L263 132V131H259ZM10 133H13L10 132ZM25 133V132H24ZM148 133V131H147ZM191 133V134H192ZM200 133V132H199ZM251 133V132H250ZM254 133V132H253ZM256 133V132H255ZM5 134V133H4ZM54 134V133H53ZM52 134V135H53ZM60 134V133H59ZM146 134V133H144ZM226 134V133H225ZM224 134V135H225ZM240 134V136H241ZM2 135V134H1ZM161 135V134H160ZM196 135V134H195ZM202 135V133H201ZM200 135V136H201ZM239 135V134H238ZM25 136V135H24ZM54 136V135H53ZM131 136V135H129ZM149 136V135H148ZM147 136V137H148ZM203 136V135H202ZM246 137V135H244ZM252 136V135H251ZM109 137V139H108ZM134 137V136H133ZM168 137V136H167ZM173 137V136H172ZM199 137V135L197 136ZM230 137V136H229ZM236 137V136H235ZM243 137V136H242ZM241 137V138H242ZM248 137V136H247ZM253 137H254V134H253ZM35 138V137H34ZM139 138V137H138ZM146 138V137H145ZM206 138V137H205ZM223 138V137H222ZM239 138V136H238ZM103 139H104V145H103ZM147 139V138H146ZM153 139V138H152ZM151 139V140H152ZM155 139H157V137H155ZM154 139V140H155ZM160 139V138H159ZM202 139V138H201ZM211 139V138H209ZM248 139V138H246ZM254 139V138H253ZM256 139V138H255ZM4 140V139H2ZM13 140V139H12ZM95 140L98 141V145L101 144V148L100 146H98L99 148L95 147V145H93L95 143ZM143 140V139H142ZM148 140V139H147ZM150 140V141H151ZM177 140V139H176ZM175 140V141H176ZM203 140V139H202ZM201 140V141H202ZM219 140V139H218ZM242 140V139H241ZM149 141V142H150ZM157 141V140H156ZM174 141V142H175ZM200 141V142H201ZM206 141V140H204ZM264 141V140H263ZM6 142V141H5ZM102 142V143H101ZM137 142V141H136ZM146 142V140H145ZM170 141H168L169 143ZM172 142V143H174ZM197 142V141H196ZM207 142V141H206ZM205 142V143H206ZM248 142V141H247ZM252 142V141H251ZM21 143V142H20ZM50 143V144H49ZM204 142H202L203 144ZM209 143V142H208ZM232 143V142H231ZM6 144V143H5ZM10 144V143H9ZM151 144V142L149 143ZM153 144V143H152ZM201 144V143H200ZM201 144V145H202ZM244 144V143H243ZM242 144V145H243ZM2 145V144H1ZM138 145V144H137ZM146 145V144H145ZM205 145V144H204ZM208 145V144H207ZM212 145V144H211ZM250 145V144H249ZM264 145V144H263ZM6 146V145H5ZM3 146V147H5ZM103 146L106 147V150L105 148H103ZM232 146V145H231ZM137 147V146H136ZM249 147V146H248ZM17 148V147H16ZM43 148V145L42 147ZM148 148V147H147ZM156 148V147H155ZM173 149V147H171ZM234 148V147H233ZM250 148V147H249ZM1 149V148H0ZM3 149V148H2ZM6 149V148H5ZM45 149V148H44ZM103 149V151L101 150ZM51 150V149H50ZM224 150V149H223ZM7 151V150H6ZM45 150H42V154L44 153ZM47 151V150H46ZM49 151V150H48ZM107 153L105 154L104 153ZM142 151V150H141ZM153 151V150H152ZM174 151V150H173ZM241 151V150H240ZM244 151V150H243ZM38 152V151H37ZM102 152L104 153L102 155ZM121 152V151H120ZM206 152V151H205ZM209 152V150H208ZM227 152V151H226ZM253 152V151H252ZM251 152V153H252ZM10 153V152H9ZM51 153V154H50ZM119 153V152H118ZM229 153V152H228ZM237 153V152H236ZM264 153V152H263ZM85 154H87L85 156ZM122 154V153H121ZM154 154V153H153ZM170 154V153H169ZM214 154V153H213ZM224 156H225V153H223ZM123 155V154H122ZM121 155V157H122ZM149 155V154H148ZM152 155V154H150ZM197 155V154H196ZM236 155V154H235ZM1 156V155H0ZM14 156V155H13ZM40 156V155H39ZM43 156V155H42ZM41 156V157H42ZM85 156V157H84ZM105 156L106 158H110ZM120 158V155H118ZM134 156V155H133ZM174 156V155H173ZM204 156V155H203ZM222 156V155H221ZM242 156V155H241ZM250 156V155H249ZM46 157V156H45ZM53 157V158H54ZM87 157V158H86ZM104 157V158H105ZM257 157V156H256ZM25 158V157H24ZM44 158V156H43ZM47 158H49L47 156ZM46 158V159H47ZM105 158V159H106ZM173 158V157H172ZM171 158V159H172ZM209 158V157H208ZM216 158V157H215ZM237 158V157H236ZM104 159V160H105ZM123 159V158H122ZM136 159L133 158V160ZM154 159V160H153ZM153 162L155 161L156 158H153ZM175 159V158H174ZM173 159V160H174ZM42 160V158H41ZM48 160V159H47ZM50 160V159H49ZM172 160V161H173ZM197 160V159H196ZM225 160V159H223ZM255 160V159H254ZM44 161V160H42ZM109 161V160H108ZM120 161V160H118ZM122 161V160H121ZM171 161V162H172ZM198 161V160H197ZM13 162V161H12ZM27 162V161H26ZM40 162V160H39ZM47 162V161H46ZM123 162V161H122ZM121 162V163H122ZM134 162V161H132ZM152 162V164H153ZM157 162V161H156ZM166 162V161H165ZM168 162V160H167ZM175 162V161H174ZM179 162V161H178ZM177 162V163H178ZM209 162V161H208ZM207 162V164H208ZM224 162V161H223ZM249 162V161H248ZM255 162V161H254ZM261 162V161H260ZM20 163V162H19ZM31 163V162H30ZM29 163V164H30ZM45 163V161H44ZM120 163V164H121ZM126 163V161H125ZM33 164V163H31ZM49 164V163H48ZM64 164H65V167L67 166V168L64 167ZM90 164V162H89ZM158 164V163H157ZM160 164V163H159ZM168 164V163H167ZM198 164V163H197ZM210 164V163H209ZM208 164V167L209 166ZM241 164H242V161H241ZM253 164V162H252ZM8 165V164H7ZM24 165V164H23ZM22 165V166H23ZM46 165V164H45ZM45 165L43 164V171L45 170ZM155 165V162L154 164ZM204 165V164H203ZM258 165V164H257ZM263 165V164H262ZM4 166V165H3ZM41 166V164H40ZM50 164L48 165V168H49ZM53 166V165H52ZM103 166V165H102ZM169 166V164H168ZM173 166V165H172ZM243 166V165H242ZM245 166V165H244ZM6 167V166H5ZM8 167V166H7ZM25 167V165L23 166ZM36 167V166H35ZM51 167V166H50ZM88 167V168H86ZM158 167V166H157ZM156 167V168H157ZM264 167V166H263ZM86 168V169H85ZM101 168V167H100ZM123 168V167H122ZM126 168V167H125ZM149 168V167H148ZM170 168H171V165H170ZM169 168V169H170ZM245 168V167H244ZM243 168V169H244ZM254 169H256L255 167H253ZM5 169V168H4ZM7 169V168H6ZM6 169H5V175H6ZM13 169V168H12ZM21 169V168H20ZM23 169V168H22ZM73 169H75L74 171H72ZM120 169V168H119ZM252 169V167H251ZM18 170V169H17ZM24 170V169H23ZM85 170V171H84ZM94 170V168H93ZM92 170V171H93ZM101 170V169H100ZM126 170V169H125ZM151 170V169H150ZM171 170V169H170ZM245 170V169H244ZM260 170V169H259ZM19 171V170H18ZM42 171V169L40 170ZM90 171V170H89ZM87 171V172H89ZM115 171V170H114ZM120 171V170H119ZM211 171V169H210ZM226 171V170H225ZM258 171V170H257ZM2 172V171H1ZM2 172V173H3ZM14 172V171H12ZM30 171H28L29 173ZM129 172V170H128ZM154 172V170H153ZM172 172V171H171ZM227 172V171H226ZM8 173V172H7ZM32 173V172H30ZM40 173V172H39ZM47 173H50V172H47ZM52 173V172H51ZM130 173V172H129ZM148 173V172H147ZM220 173V172H219ZM259 173V172H258ZM81 174V173H80ZM89 173L85 174V178H88L86 176H88ZM110 174V173H109ZM118 174V173H117ZM139 174V173H138ZM145 174V173H144ZM149 174V173H148ZM227 174V173H226ZM225 174V175H226ZM245 174L246 176L248 175L249 176V173L248 171L245 170ZM262 174V173H261ZM264 174V173H263ZM3 175V174H2ZM46 175V174H45ZM52 179L54 177H57L54 173L53 174H49ZM48 175V176H49ZM55 175V176H54ZM71 175V174H69ZM78 175V174H77ZM157 175V174H156ZM228 175V174H227ZM251 175H252V172H251ZM27 176V175H26ZM48 177L49 181L51 180V177ZM72 176V175H71ZM92 176V175H91ZM126 176V175H125ZM178 176V175H177ZM213 177V175H211ZM222 176V175H221ZM74 177H76L75 175L73 176L72 180L74 179ZM80 177V175H79ZM79 177L77 176V178L79 179ZM123 178V176H121ZM242 177V176H241ZM257 177V176H256ZM68 178V180H67ZM83 178V179H85ZM100 178V177H99ZM107 178V176H106ZM243 178V177H242ZM248 178V177H247ZM251 178V177H250ZM47 179V181H48ZM214 179V177H213ZM249 179V178H248ZM257 179V178H256ZM264 179V178H263ZM43 180V179H42ZM81 180V179H79ZM100 180V179H99ZM254 180V179H253ZM3 181V180H2ZM58 181V183H57ZM158 181V180H157ZM180 181V180H179ZM251 181V180H250ZM44 182V181H43ZM42 182V183H43ZM46 182V181H45ZM60 182V183H59ZM70 182V184H69ZM83 182V181H82ZM110 182V181H109ZM195 182V181H194ZM213 182V181H212ZM216 182V181H215ZM248 182V181H247ZM3 183V182H2ZM41 183V182H40ZM57 183V184H56ZM125 183V182H124ZM183 183V181H182ZM50 184V183H49ZM48 184V185H49ZM81 185V187H78V192L79 194L81 195L80 197V201L76 200L78 199L75 195V198L72 196V194L74 193V191L77 189L75 186V189H73L74 191L72 192L71 195H69V198L71 199L72 201V198L71 196L74 198L75 201L77 202H80V206H81V209H75V207H73L75 210V214H77V216H80L82 217L83 216V213L84 211L86 210V213H90V217L88 215L89 218H80L79 221H85L86 223H88V227L89 229L91 230V234H90V239L92 240L90 243H93V245L96 244V240H98V235H101L100 230H103L101 229V226L100 224L101 223H98L97 221L101 222L100 218V215H99V219L98 217L96 218V216H98L99 214V207H97L96 205V200L95 201V206L98 208L99 211H93L94 209V206L92 203H85L86 202V197L84 195L85 194V188L86 186L82 187V184L79 183ZM110 184V183H109ZM117 184V183H116ZM123 184V183H122ZM133 184V183H132ZM158 184V183H157ZM177 184V183H176ZM215 184V183H214ZM223 184V182H222ZM262 184V183H261ZM33 185V184H32ZM52 185V183L50 184ZM49 185V186H50ZM54 185V184H53ZM103 185V184H102ZM152 185V184H151ZM184 185V184H183ZM242 185V184H241ZM249 185V184H248ZM252 186V183L250 184ZM256 185V184H255ZM0 186H2L0 184ZM6 186V184H5ZM13 186V185H12ZM19 187V185H17ZM79 186V185H78ZM90 186V185H89ZM87 186V187H89ZM112 186V185H111ZM118 186V185H117ZM138 186V185H137ZM155 186V185H154ZM157 186V185H156ZM160 186V185H159ZM158 186V187H159ZM222 186V185H221ZM224 186V185H223ZM227 186V185H225ZM240 186V185H239ZM250 186V187H251ZM40 187V185H39ZM43 187V186H42ZM47 188V186H44L43 188V192L44 190ZM51 187V186H50ZM48 187V188H50ZM101 187V186H100ZM134 187V186H133ZM153 187V186H152ZM184 187V186H183ZM220 187V186H219ZM228 187V186H227ZM8 188V187H7ZM47 188V189H48ZM108 188V187H107ZM140 188V187H139ZM181 188V187H180ZM231 188V187H229ZM252 188V187H251ZM250 188V189H251ZM16 189V188H15ZM21 189V188H20ZM27 189V188H26ZM24 190L25 193H24V196H28L29 197V192L30 190ZM29 189V188H28ZM46 189L47 192L50 191V189H52V187L49 189V191ZM91 189V188H90ZM159 189V188H158ZM222 189V188H221ZM9 190V189H8ZM14 190V189H12ZM53 190V189H52ZM57 190V188L55 189ZM59 190V191H60ZM88 190V188H87ZM86 190V191H87ZM93 190V188H92ZM103 190V189H102ZM141 190V188H140ZM199 190V189H198ZM2 191V190H1ZM21 191V190H20ZM221 191V190H220ZM224 191V190H223ZM229 189H228V199L230 198L229 196L233 195L232 193L229 194ZM234 191V190H233ZM251 191V190H250ZM249 191V192H250ZM7 192V191H6ZM12 192V191H10ZM8 192V193H10ZM41 192V191H40ZM42 192V193H43ZM77 192V190H76ZM75 192V193H76ZM88 192V191H87ZM152 192V191H151ZM163 192V191H161ZM195 192H196V189H195ZM218 192V191H217ZM232 192V191H231ZM240 192V191H239ZM1 193V192H0ZM18 193V190L17 192ZM32 193V192H31ZM34 193V192H33ZM46 193V192H44ZM58 193V192H57ZM60 193V192H59ZM74 193V194H75ZM115 193V192H114ZM138 193V192H137ZM156 193V192H155ZM185 193V192H184ZM236 193L237 195V192H234ZM251 193V192H250ZM26 194V195H25ZM35 194V193H34ZM64 194V196H62ZM78 194V195H79ZM83 194V195H82ZM32 195V194H31ZM153 195V194H152ZM166 195V194H165ZM223 195V194H222ZM235 195V194H234ZM256 196L258 194H255ZM6 196V195H5ZM10 196V195H9ZM23 196V194H22ZM24 196L21 197L22 199H24ZM115 196V195H114ZM155 197V195H153ZM157 196V195H156ZM219 196V195H218ZM221 196V195H220ZM253 196V195H252ZM3 197V196H2ZM12 197V196H10ZM24 199V200H27V198ZM31 198L33 197V199L35 198L34 195L30 196ZM199 197V196H198ZM235 198V196H232ZM239 197V196H238ZM8 198V197H7ZM14 198V196H13ZM50 198V197H49ZM88 198V197H87ZM92 199V197H89V199ZM227 198V197H226ZM29 199V198H28ZM29 200L31 203H28L27 204V201L26 202V206L28 208L25 209L26 212L28 213H25L26 215L29 214L27 216L28 219L31 218V214H33V205H34V202L37 200ZM37 199V198H35ZM39 199V198H38ZM62 199V198H61ZM63 198V200H65ZM96 199V198H95ZM238 199V198H237ZM236 199V200H237ZM240 199V198H239ZM242 199V198H241ZM5 200H6V197H5ZM9 200V199H8ZM23 200V201H24ZM67 200V199H66ZM162 200V199H160ZM198 200V199H197ZM223 200V199H222ZM231 200V199H229ZM228 200V201H229ZM14 201V200H12ZM28 201V202H29ZM34 201V202H32ZM58 201V200H57ZM69 201V199H68ZM71 201H69V205L67 203L66 206H68L66 208L69 209L70 208V211L72 210L71 207H72V204L70 203ZM88 201V199H87ZM194 201V200H193ZM233 201V200H231ZM230 201V202H231ZM258 201L261 203L263 201L262 198H260V200L258 199ZM15 202V201H14ZM24 202V204H25ZM40 202V201H39ZM90 202V201H89ZM100 202V201H99ZM184 202V201H183ZM225 202V201H224ZM227 202V201H226ZM225 202V203H226ZM258 202V203H259ZM153 203V202H152ZM163 203V202H162ZM234 203V201L232 202ZM237 202L234 203V206L236 205ZM242 203V202H240ZM264 203V201L262 202ZM261 203V204H262ZM13 204V203H12ZM10 204V205H12ZM71 204V206H70ZM78 203H76L77 205ZM78 204V205H79ZM88 204V205H87ZM98 204V202H97ZM103 204V203H102ZM231 204V203H230ZM230 204L228 206H230ZM9 205V204H8ZM7 205V207H8ZM22 205V204H21ZM37 205V203H36ZM61 205V204H60ZM64 205V204H63ZM75 205V206H76ZM77 205V207H78ZM154 205V204H153ZM209 205V204H208ZM241 205V204H240ZM239 205V206H240ZM243 205V204H242ZM79 206V207H80ZM93 206V207H92ZM161 206V205H160ZM226 206H227V203H226ZM238 206V205H236ZM9 207H12V206H9ZM16 208H20V203L18 204V207L15 206ZM35 207V206H34ZM63 207V206H62ZM231 207V206H230ZM244 207V206H242ZM241 207V208H242ZM248 207V206H246ZM23 207H21V209H19V211H17L18 216H19V219H21L22 216H25L24 214V210H22ZM33 208V209H32ZM36 208V207H35ZM145 208V207H144ZM228 208V207H227ZM239 208V207H238ZM14 209V208H13ZM29 209V210H28ZM96 209V208H95ZM94 209V210H95ZM225 209V208H224ZM2 210V209H1ZM7 210V209H6ZM5 210V211H6ZM11 209L9 208L8 209V215L5 216L4 214V219L0 222V231L2 232L3 229L7 226V225H11L12 223H10L13 218H12V215H14V213H10V212H13V211H10ZM65 210V209H64ZM105 210V209H104ZM104 210H101L104 212ZM241 210V209H240ZM14 210V212H16ZM51 211V210H50ZM143 211V210H142ZM207 211V210H206ZM205 211V212H206ZM215 211V210H214ZM227 211V210H226ZM5 212V213H7ZM68 212V211H67ZM73 212V210L71 211ZM93 212H96L97 214L94 215V218L97 220H95L93 218ZM144 212V211H143ZM146 212V211H145ZM243 212V211H242ZM248 212V211H247ZM251 212V211H250ZM261 216L263 217L264 216V204L261 205ZM36 213V212H35ZM34 213V214H35ZM38 213V212H37ZM48 213H49V210H48ZM65 213V212H63ZM87 213V214H88ZM148 213V212H147ZM226 213V212H225ZM2 214V212H1ZM12 214V215H11ZM42 214V213H41ZM81 214V215H80ZM86 214V216H87ZM123 214V213H122ZM145 214V213H144ZM242 214V213H241ZM3 215V214H2ZM61 215V214H60ZM66 215V214H65ZM70 215V214H68ZM72 215V214H71ZM85 215V213H84ZM232 215V214H230ZM229 215V216H230ZM243 215V214H242ZM1 216V215H0ZM30 216V218H29ZM33 216V215H32ZM48 216V215H47ZM85 216V217H86ZM248 216V215H247ZM251 216V215H250ZM15 217V216H14ZM120 217V216H119ZM7 218V219H6ZM42 218V217H41ZM51 218V217H50ZM54 218V217H53ZM52 218V219H53ZM56 218V217H55ZM62 218V217H61ZM121 218V217H120ZM124 218V217H123ZM243 218V217H242ZM264 218V217H263ZM262 218V219H263ZM22 219L24 220V217H22ZM21 219V220H22ZM27 219V220H28ZM57 219V218H56ZM63 219V218H62ZM78 219V218H77ZM83 219V220H81ZM8 220V222L6 221ZM15 220V219H14ZM40 220V219H39ZM89 220H94L95 222H97V224L94 222V221H89ZM230 220V219H229ZM233 220V219H232ZM53 221V220H52ZM122 221V220H121ZM147 221V220H146ZM250 221V220H249ZM264 221V220H263ZM90 222V223H89ZM94 222V223H92ZM230 222V221H228ZM232 222V221H231ZM245 222L246 219H245ZM6 223V225H5ZM10 223V224H9ZM17 223V220L16 222ZM26 223V222H25ZM28 223V222H27ZM46 223V222H45ZM44 223V224H45ZM39 224V223H38ZM66 224V223H65ZM79 224V223H78ZM103 224V223H102ZM43 225V224H42ZM49 225V224H48ZM62 225V224H60ZM93 225H100V229L98 226H93ZM44 226V225H43ZM42 226V227H43ZM50 226V225H49ZM53 225H51V228H52ZM56 226V225H55ZM121 226V225H120ZM33 227V226H32ZM81 227V226H80ZM93 227L95 229H93ZM98 227L99 229V232H98V229L96 228ZM233 227V226H232ZM10 228V227H9ZM8 228V230H9ZM65 228V227H64ZM85 228V227H84ZM104 228V227H103ZM236 228V227H235ZM2 229V230H1ZM45 229V228H44ZM53 229V228H52ZM72 229V228H71ZM121 229V228H120ZM13 230V229H12ZM78 230V229H77ZM83 230V226H82V229H80V231L82 232ZM216 230V229H215ZM214 230V231H215ZM46 231V230H45ZM53 231V230H52ZM60 231V230H59ZM62 231V230H61ZM233 231V230H232ZM231 231V232H232ZM0 232V234H1ZM87 232V231H86ZM42 233V231H41ZM51 233V232H50ZM97 233H99L97 235ZM234 233V231H233ZM13 234V233H12ZM45 234V233H44ZM44 234H42V238L45 236ZM49 234V233H48ZM6 235V234H5ZM10 235V234H9ZM54 235V234H53ZM96 235V240H94L93 242V238L95 237ZM185 235V234H184ZM205 235V234H204ZM203 235V236H204ZM38 236V235H37ZM49 236V235H48ZM73 236V235H71ZM83 236V235H82ZM206 236V235H205ZM12 237V236H10ZM50 237H51V240H50ZM80 237V236H79ZM186 237V236H185ZM47 238V239H46ZM48 238H49V241H48ZM59 238V237H58ZM83 238V237H81ZM100 238V237H99ZM203 239V237H201ZM206 238V237H204ZM32 239V238H31ZM38 239V237H37ZM44 239V243L47 242L49 244L50 241H52L50 244L53 245L56 243H58L59 245V239L58 242L56 241V239L52 238V236H49L47 237V235L45 236ZM45 239L47 241H45ZM70 239V238H69ZM89 239V240H90ZM207 239H208V235H207ZM33 240V239H32ZM85 240V239H84ZM101 240V239H100ZM104 240V239H103ZM36 241V240H35ZM55 243H54V242ZM193 241V240H192ZM209 241V239H208ZM3 242V240H2ZM6 242H7V239H6ZM61 242V241H60ZM72 242V241H71ZM204 242V241H203ZM210 242V241H209ZM1 243V242H0ZM8 243V242H7ZM32 243V242H31ZM45 243V244H47ZM69 243V242H68ZM86 243V242H85ZM103 243V242H102ZM2 244V243H1ZM4 244V243H3ZM28 244V243H27ZM42 244V243H41ZM44 244V246H45ZM50 244H49V247H50ZM74 244V243H73ZM212 244V243H211ZM52 246V249H50L48 247V245L45 247L46 249L49 248L50 251H46L47 253L50 252L51 255H49V258L51 259L52 261V256L54 254H56L55 256H57V252H59L57 249L58 248H53L55 247ZM58 245L56 247H58ZM64 245V244H63ZM68 245V244H67ZM213 245V244H212ZM2 246V245H0ZM4 246V245H3ZM2 246V247H3ZM6 246V245H5ZM4 246V247H5ZM14 246V245H13ZM92 246V245H91ZM43 247V246H42ZM61 247V246H60ZM76 247V246H75ZM90 247V246H89ZM94 247V246H93ZM211 247V245H210ZM209 247V248H210ZM213 247V246H212ZM216 247V246H215ZM214 248V247H213ZM218 248V247H217ZM2 249V248H1ZM47 249V250H49ZM56 253H55V251ZM97 249V248H96ZM199 249V248H198ZM197 249V250H198ZM206 249V248H205ZM68 250V249H67ZM70 250V249H69ZM74 250V249H73ZM95 250V249H94ZM202 250V249H201ZM210 250V249H209ZM216 250V249H215ZM31 251V250H30ZM54 251V252H53ZM214 250H212L213 252ZM220 251V250H219ZM43 252V251H42ZM68 252V251H67ZM200 252V251H199ZM211 252V251H210ZM215 252V251H214ZM4 253V252H3ZM44 253V252H43ZM54 253V254H53ZM1 254V253H0ZM53 254V255H52ZM59 254V253H58ZM69 254V253H68ZM71 254V253H70ZM75 254V253H74ZM129 254V253H128ZM203 254V253H202ZM213 254V253H212ZM211 254V255H212ZM216 254V253H215ZM219 254V253H218ZM231 254V252H230ZM68 256V255H67ZM126 256V255H125ZM129 256V255H128ZM213 256V255H212ZM40 257V256H39ZM48 257V256H47ZM85 257V256H84ZM6 258V257H5ZM214 258V257H213ZM1 259V258H0ZM12 259V258H10ZM55 259V257H53V260ZM63 259V258H62ZM159 259V258H158ZM4 261V260H3ZM14 261V260H13ZM41 261V260H40ZM44 261V260H43ZM46 261V260H45ZM50 261V260H49ZM5 262V261H4ZM126 262V261H125ZM152 262V261H151ZM59 263V262H58ZM185 263H186V260H185ZM189 263V262H188ZM12 264V263H11ZM49 264V263H48ZM112 264V263H111ZM240 264V263H239Z\"/></svg>",
  "mask_w": 264,
  "mask_h": 264
}]
</instances>
